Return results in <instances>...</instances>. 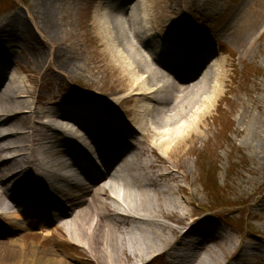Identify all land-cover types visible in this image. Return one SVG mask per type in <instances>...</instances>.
I'll use <instances>...</instances> for the list:
<instances>
[{"label":"bare ground","instance_id":"1","mask_svg":"<svg viewBox=\"0 0 264 264\" xmlns=\"http://www.w3.org/2000/svg\"><path fill=\"white\" fill-rule=\"evenodd\" d=\"M176 1L104 0L106 10L96 8L93 24L101 59L87 68L76 42H57L50 22L54 0H39L34 25H23L16 36L32 47L36 35L46 37L41 44L59 73L108 77L86 110L74 104L69 111L32 110L34 90L17 72L0 73V212L34 222L32 230L44 231L33 233L40 243L52 232L69 235L75 246L59 244L82 249L96 264L171 251L177 255L167 264H202L205 254L209 264H220L214 252L185 242L189 211L179 180L212 99L203 98L211 81L203 74L206 64L172 66L180 83L159 70L162 41L180 26ZM192 55L209 52L195 47ZM198 226L196 237L209 234ZM33 256L36 264H66L54 251Z\"/></svg>","mask_w":264,"mask_h":264},{"label":"rangeland","instance_id":"2","mask_svg":"<svg viewBox=\"0 0 264 264\" xmlns=\"http://www.w3.org/2000/svg\"><path fill=\"white\" fill-rule=\"evenodd\" d=\"M38 2L0 0V73L17 72L34 90L32 110L69 111L74 101L86 110L108 77L95 75L91 81L69 70L68 75L60 74L49 49L41 44L46 37L36 35L33 47L16 38L23 25H34L31 17H36ZM143 2L149 4V0ZM103 4L106 6L104 0H54L51 10L57 42H76L86 68L101 59L93 24L96 8L100 13L106 10ZM175 5L180 26L168 31L161 46L164 52L156 61L159 66L164 61L174 68H187L195 61L206 64L203 74L211 81L203 98L212 99L199 129L202 137L191 144L182 166L185 178L179 180L189 211L186 227L190 233L185 242L193 241L214 252L220 264H264V0H177ZM195 47L209 55L195 58ZM39 58L47 60L46 64L38 65ZM159 70L178 82L172 69L160 66ZM214 87L219 88L216 95ZM199 106L205 108L203 102ZM164 222L179 227L173 221ZM31 223L0 212V264H36L33 253L44 250L54 251L66 264H96L82 249L59 244H69V235L52 232L50 239L40 243L44 231L39 227L32 230ZM201 223L210 236L196 237L195 228ZM37 231L41 235L34 238ZM169 237L176 240V236ZM73 243L69 245L75 246ZM130 258L133 262L124 263L128 260L122 258L123 264H167L166 253ZM203 259L202 264H209L206 254Z\"/></svg>","mask_w":264,"mask_h":264},{"label":"trees","instance_id":"3","mask_svg":"<svg viewBox=\"0 0 264 264\" xmlns=\"http://www.w3.org/2000/svg\"><path fill=\"white\" fill-rule=\"evenodd\" d=\"M203 167H207V166H203ZM203 167L202 166H199L198 168H199V171H200V174H201V176L204 174V171H202L203 170ZM208 168L209 167H207V170H208ZM214 180V179H213ZM217 192V191H216ZM216 198V197H215Z\"/></svg>","mask_w":264,"mask_h":264}]
</instances>
